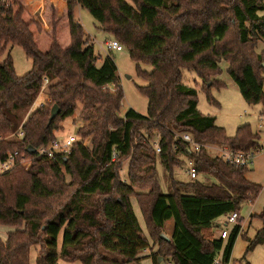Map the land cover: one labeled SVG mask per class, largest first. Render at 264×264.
<instances>
[{
    "label": "trees",
    "instance_id": "1",
    "mask_svg": "<svg viewBox=\"0 0 264 264\" xmlns=\"http://www.w3.org/2000/svg\"><path fill=\"white\" fill-rule=\"evenodd\" d=\"M130 1L0 4V160L15 151L32 160L27 170L17 164L0 174V225L11 228L6 240L0 237V264H30L33 246L36 264H142L146 258L154 264L160 258L173 264H213L219 257L221 264H229L232 260L241 219L226 243L216 235L217 219L240 213L244 203L256 201L263 186L248 179V167L232 166L207 147L190 152L176 133L190 132L206 145L240 151L261 148L259 134L250 124L228 136L215 116L202 113L198 89L210 104L220 106L211 90L227 87L219 78L226 61L227 73L244 100L264 107V53L256 51L264 37V0ZM77 5L137 64L138 76L147 81L138 86L148 100L146 115L134 109L120 115L125 93L117 64L111 55L98 64L101 57L93 40L74 17ZM39 8L41 19L36 15ZM16 45L32 61L31 70L22 76L11 55ZM184 70L201 82L185 83ZM45 80L47 99L32 110ZM79 103L82 123L77 133L83 140L90 138L89 145L76 142L69 154L55 159L37 151L30 154V146L38 149L56 138L61 123L75 114ZM54 105L60 113L50 122ZM18 131L23 137L4 139ZM138 132L144 140L137 143ZM182 155L194 159L204 180L185 183L172 177L171 191L165 194L156 162L171 172L185 162ZM126 162L124 179L121 170ZM259 216L264 217V211ZM170 220L173 231L165 240L161 234ZM260 244L264 227L254 239L248 238L238 263Z\"/></svg>",
    "mask_w": 264,
    "mask_h": 264
},
{
    "label": "rangeland",
    "instance_id": "2",
    "mask_svg": "<svg viewBox=\"0 0 264 264\" xmlns=\"http://www.w3.org/2000/svg\"><path fill=\"white\" fill-rule=\"evenodd\" d=\"M31 1L33 0H29V2ZM36 15L38 19H41L38 14ZM74 17L81 22L87 36H89L93 40L95 53L101 57V60L98 62V64L100 65L107 55H111L115 59V62L118 67L120 84L122 85L125 93V98L121 106L120 115L124 117L129 109H134L137 112L146 115L148 109V100L146 96H144L140 92L138 86L146 85L147 81L138 76L137 64L132 61L128 51L125 48L121 52H111L106 50L103 46V43L106 40L111 39L112 37L108 33L100 30L98 28V23L95 21L93 16L87 10L81 8L79 5H77L74 9ZM256 51L259 53H264V37L260 39ZM11 55L13 57L16 72L18 75L22 76L31 70L32 61L26 56L21 46H13L11 48ZM141 66L143 69H146L148 71L152 70V67L149 65L142 64ZM221 67L222 73L219 78L230 86L223 89H218L217 87L212 88L211 95L215 98L218 103H220V106L210 104L207 100L206 94L202 91L201 88H199L198 107L200 111L204 114L215 116L217 119V125L224 127L228 136H234L239 126L244 124H250L253 132L259 134L258 140L263 147L262 151H260L256 155L252 166L249 167L250 180L256 181L257 183L261 184L263 186V190L255 202H246L241 207L240 216L242 218L241 222L244 226L245 232H242L238 237L234 246L232 260L229 263L236 264L242 259L246 252V248L248 246V238L254 239L257 235V232L264 227V217L261 218L259 216L264 211V107L261 104L249 105L241 95L237 84L227 73L228 63L226 61H222ZM183 78L185 83L191 86H196V81L201 82L200 78L195 73L190 72L188 70L183 71ZM47 86L48 83H45L37 101L33 105L32 110L36 109L43 102H45L44 98H46L45 96L47 94ZM81 110L82 106L79 103L75 114L71 117H68L61 123L62 129L57 131L56 135H78V127H80L82 123L79 116ZM18 132L14 134H9L8 136L4 137V139L9 140L23 137L19 136ZM79 139L80 141H84L86 145H89L90 143V138L83 140L79 137ZM135 139L137 143L143 141L144 138L142 137V133H136ZM211 153L212 155L219 154L218 150H212ZM181 157L185 158V162L181 166L174 167L171 172L166 170L165 166L159 160H157L156 162L160 187L162 192L165 194L171 191L172 177L174 178V180L185 183L196 180H204L203 175L199 174L197 175L196 179H192L190 175V170L192 169V166L190 165L188 157L186 158L183 155ZM127 164L128 162H126V165L121 170V175L124 179H127ZM68 179L70 178L68 177ZM206 182H210V179H207ZM137 215L144 230V234L148 236L146 223L140 210H138V206ZM217 223L219 224V227L216 230V235L218 236V232L223 230V227L226 225L225 216H222L217 219ZM173 225V220L168 221L163 233L168 236L171 235L173 231ZM228 228L232 229L233 226H229ZM8 231V226L0 225L1 237L5 238ZM62 240L63 236L61 233L59 236V248H61L62 246ZM157 248L158 245H155L153 251H156ZM147 253H149L148 250L143 252V254ZM36 255L37 247L33 246L30 251V264H36ZM241 262L243 264H264V244L258 245L253 251L249 252L246 259L242 260ZM142 264H154V262L153 260L147 258L142 261ZM158 264L173 263L166 259L158 262Z\"/></svg>",
    "mask_w": 264,
    "mask_h": 264
},
{
    "label": "built area",
    "instance_id": "3",
    "mask_svg": "<svg viewBox=\"0 0 264 264\" xmlns=\"http://www.w3.org/2000/svg\"><path fill=\"white\" fill-rule=\"evenodd\" d=\"M0 4L5 5L6 7H9L13 5V0H0ZM103 46L106 50L111 52H121L124 50L123 45L116 39H108L103 43ZM45 83H49L48 80H45ZM19 136H23L24 133L18 132ZM176 138L181 139L184 143L187 144L188 149L192 153H199L203 147H207L212 150H218L222 160L232 166L235 167H250L253 164V161L256 157V155L262 151L263 147L261 145V148L258 150H251V151H240L232 149L228 145H221V146H212V145H206L203 143L198 142L194 135L190 132H183V133H176ZM80 139L78 135L69 134V135H57L56 138L51 140L46 145L41 146L36 151L39 156H45L50 159H55L57 155H63V154H69L71 151V147L74 143L79 142ZM156 150L158 153L161 152V147L158 142L155 143ZM214 147V148H213ZM177 147H175L176 149ZM114 158H116V155H114ZM190 165L192 166V169L190 170V175L192 179L197 178V171L195 169V161L193 158H188ZM17 164H20L21 166L28 169L32 165V160L26 158L25 155H22L19 151L10 152L8 153L6 159L0 160V174L6 173L10 171L12 168H14ZM226 218V225L224 226V229L222 230L220 237L222 239H228L232 229H229V226H235L238 221L241 219L240 213L238 212H232L225 216ZM228 225V226H227ZM213 264H221V261L219 258L215 259Z\"/></svg>",
    "mask_w": 264,
    "mask_h": 264
},
{
    "label": "crops",
    "instance_id": "4",
    "mask_svg": "<svg viewBox=\"0 0 264 264\" xmlns=\"http://www.w3.org/2000/svg\"><path fill=\"white\" fill-rule=\"evenodd\" d=\"M35 1H38V0H35ZM40 17H41V8H39L38 10H37V12H36ZM96 55H98V54H96ZM220 77V76H219ZM230 85L228 84L227 85V87H229ZM110 87H113V85H110ZM46 98H44V100H46L47 99V94H46V96H45ZM222 127V126H221ZM258 134V133H257ZM212 146H216V145H212ZM214 148V147H213ZM253 171V170H252ZM247 177H248V179L250 180V178H249V172L247 173ZM251 181V180H250ZM252 182H254V183H256V184H259V183H257L256 181H252ZM259 185H261V184H259ZM262 190H263V188H262ZM262 192V191H261ZM261 194V193H260ZM133 205H134V209H135V211H136V214H137V206H138V204H137V202H136V200L135 199H133ZM138 210H140L139 209V207H138ZM138 216V215H137ZM139 218V217H138ZM242 219V218H241ZM223 229H224V227H223ZM11 230V228L9 227V231ZM245 229H244V226L242 225V232H245L244 231ZM8 231V232H9ZM7 232V233H8ZM221 232H222V230L220 231V232H218V237H220V234H221ZM241 232V233H242ZM1 237V236H0ZM3 240H6V238H7V235H6V237L5 238H3V237H1ZM224 241H225V243H226V241H227V239H224ZM37 256V255H36ZM220 258V257H219ZM147 259V258H146ZM149 259H151L152 260V258H149ZM36 261V260H35ZM160 262V261H159ZM36 263V262H35ZM237 264H243V263H237ZM250 264V263H249Z\"/></svg>",
    "mask_w": 264,
    "mask_h": 264
},
{
    "label": "water",
    "instance_id": "5",
    "mask_svg": "<svg viewBox=\"0 0 264 264\" xmlns=\"http://www.w3.org/2000/svg\"><path fill=\"white\" fill-rule=\"evenodd\" d=\"M59 113H60V108H59V106H58V105H54V106L52 107V109H51L50 122H52V121L58 116ZM31 148H32V150H31ZM36 150H37V149H36L35 147H32V146H30V147L28 148V152H29L30 154H34V153L36 152ZM161 237H162L163 239H165V240H170V238H169L165 233H162V234H161ZM159 261H162V258H160Z\"/></svg>",
    "mask_w": 264,
    "mask_h": 264
}]
</instances>
